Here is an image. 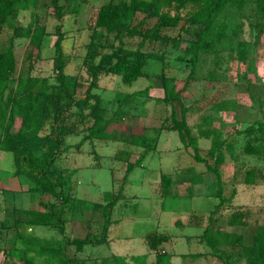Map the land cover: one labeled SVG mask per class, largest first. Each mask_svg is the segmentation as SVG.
<instances>
[{
  "label": "rangeland",
  "instance_id": "1",
  "mask_svg": "<svg viewBox=\"0 0 264 264\" xmlns=\"http://www.w3.org/2000/svg\"><path fill=\"white\" fill-rule=\"evenodd\" d=\"M108 1L60 0L64 12L62 19L58 21L51 0H38L35 7L19 10L10 24L5 25L0 32V50L6 49L10 41L12 42L17 61L13 76L16 77L28 38L14 35V27L26 26L32 21L44 26L46 30L40 58L30 71L33 76L46 77L49 91L54 94L47 102L40 135L55 138L60 129L66 131L61 137L63 149L56 155L53 173L51 171L49 178L56 181L62 172L71 173L70 195L73 199L64 206L62 218L65 217L68 208V217L72 216L77 220L75 226H82L79 233L77 229L76 232L73 229L70 234L72 238L74 234L84 236L85 231L92 235L91 241L85 243L81 251L79 245L77 251L73 247L72 252L64 251V247L61 246V249L54 253L53 242L55 240L60 242L66 231L63 230V233L59 231L60 224L57 227L26 224L24 221L27 220V215L23 211L31 207L43 210L40 200L51 199L55 203L56 199L53 196L41 195L39 192H29L28 189L33 183L25 176L16 175V166L10 152L0 151V264H61L62 259L68 260L65 264H104L110 256H104L106 251L127 258L145 254L148 248L144 240H141L142 236L150 232L163 231L164 228L168 233L177 234L179 230L174 223L177 219L182 221L187 219L188 209L206 211L213 207L219 200L215 194L219 182L215 181V175L211 171H208V174L213 177L208 176L206 183L203 181L200 186L191 185L190 188L183 179L187 172L180 170L177 174H172L173 167L194 165L198 170L203 166L192 161L190 154L185 153L177 131H162L156 150L144 159L143 166L135 168L128 187L125 191L122 189L119 195V188L123 184L124 160L127 157L136 158L138 152H133V147L124 142L96 141L94 138L86 137L91 128L103 121L99 122L91 115L89 108L91 104L103 110L104 119L115 114L114 117L120 124L128 126L137 124L135 126L138 129L142 127L141 124H158L165 128L169 123L172 107L168 97L171 87L180 92L184 103L189 107L186 117L192 128L196 124H201L204 117L212 116L214 134L222 142L220 151L223 156L226 153L234 160V163L228 160L230 167L234 169H224V181L227 195L231 193L232 186L237 189L231 205L242 204L245 216V225L236 227L235 231L242 234L243 243L248 245L252 243L257 229L260 227L264 229V138L238 133L255 120H264V18L256 11L258 0H237L222 10L216 17L214 28L201 38L198 63L192 73L191 54L185 50L186 41L197 40L201 34L198 33V25L186 20V12L191 9L188 7L180 11L183 18L180 25L185 21L184 30H180V25L166 28L162 32L166 40L149 38L145 41L141 50L149 56L142 76L131 84H126L122 82L120 75L101 72L95 87L91 88L87 95L91 75L86 55L93 32L92 20L98 7ZM142 18L143 14L138 13L134 24ZM154 22V18L146 19L139 30L142 32L150 28ZM58 23H61V31L64 34L63 72L68 83L66 94L64 92L60 95L57 93L61 87L57 69L59 64L54 48V41L57 38L55 26ZM176 36L182 40L179 48L172 46V38ZM141 38V35L124 36L120 42L115 34L104 32L103 37L97 40L100 43L97 58L120 43L127 49H135ZM241 54L246 56L244 60L239 59ZM15 86L16 82H12L10 89ZM146 86H149L147 95L130 96L118 109L119 94L134 93ZM85 98L88 105L82 109L79 103ZM219 106L224 108L220 110ZM174 108L179 109L178 103H174ZM19 124L18 120L11 131H16ZM153 127L156 125L149 126L148 129L151 130ZM247 143L259 147L261 152L255 155L246 154L244 146ZM176 145L182 147L180 151L172 150L162 154L164 147L173 148ZM199 154L204 156L209 164L214 163L213 157L208 153V147L199 150ZM113 158L116 161H113ZM159 166L161 170H168L163 174V186L158 182ZM76 169L78 170L75 171ZM251 169L255 171V179L253 183L248 184L245 182V176ZM11 177L18 180L21 186L24 185L27 191L24 197L22 193L20 195L17 193L21 191L7 190L9 187L7 181ZM177 178L184 182L180 183L179 187L171 186V182L175 183L174 180ZM187 188L192 191L191 195H178L187 193ZM122 192L123 200L121 204L118 202L114 210V215L118 216L120 221L113 222L107 234V230L102 231L106 220L104 213L108 211L107 216L110 217L109 209L105 206L117 195L120 200ZM16 210L19 211L18 214ZM55 211L60 217L61 211L58 208ZM218 211L219 209L214 210ZM235 211H225L220 216L221 223L215 220L213 225L212 218L208 222V212L203 213L201 221L214 231L215 228L224 226L229 214ZM191 229L186 227L184 232L189 234ZM36 233L42 235V239L35 242L39 245L36 246L30 241L33 244L30 245L32 248L29 251L25 250L22 246L25 244L24 236L30 237ZM108 236L111 241L106 247ZM220 248L234 255L237 264H246L247 259L238 248L231 245H223ZM150 257L152 253L149 254L148 258ZM200 260L189 259L186 264H223L217 257Z\"/></svg>",
  "mask_w": 264,
  "mask_h": 264
},
{
  "label": "trees",
  "instance_id": "2",
  "mask_svg": "<svg viewBox=\"0 0 264 264\" xmlns=\"http://www.w3.org/2000/svg\"><path fill=\"white\" fill-rule=\"evenodd\" d=\"M60 0H51L54 8L55 18L60 21L63 16L64 7L59 3ZM68 1V0H64ZM86 1V0H84ZM237 2V0H109L101 4L92 20L93 32L88 46L86 55V62L88 71L91 75V82L87 87V95L90 89L95 87L99 78V73L105 72L109 74L120 75L122 82L131 84L144 74V66L146 65L149 54L143 52L145 41L149 38L166 40V36L162 34L166 28H175L180 25L182 16L180 11L182 9L191 8L188 10L186 20L199 27L201 35L197 40L186 41L185 50L191 54L192 70L194 71L201 50V38L207 32H210L215 26L216 17L228 5ZM38 0H0V32L5 25L16 17L19 10H27L35 7ZM173 11V12H171ZM256 11L264 18V0H258L256 4ZM138 13L143 14V18L134 24L135 17ZM154 18L155 22L150 28L140 31L139 28L145 23L146 19ZM185 23V21H184ZM184 23L180 25V30H184ZM224 26V24L222 25ZM14 35L28 38V44L24 51L22 64L16 77L14 73L17 66L15 53L13 51L12 42L3 50H0V151L10 152L13 156L14 164L16 166L15 173L17 176H25L32 183L28 189L31 193H41V195H48L54 197L57 202L51 199L40 200L43 210L35 208H28L23 211L27 215V220L24 222L29 225H44V226H58L61 233H63V214L64 206L72 202L70 195V172L61 173L56 181L49 178L51 174L56 155L61 148V137L66 131L59 130L58 136L55 138H45L40 135V128L42 126L43 114L46 109L47 102L54 96L53 92L49 91V82L46 77L33 76L30 71L35 62L40 58V50L42 48L43 38L46 34L44 26L35 24L32 21L26 26L14 27ZM115 34L120 40L124 36L141 35V41L135 49H127L123 45L112 46L109 52H104L97 58L100 40L103 33ZM222 32V31H221ZM55 33L57 35L54 41L55 54L58 60V72L60 80V89L57 92L59 95L66 94L68 90V83L65 81V73L63 72V49L62 41L64 34L61 31V23L55 26ZM180 37L172 38V46L179 48ZM246 56L241 54L239 59L244 60ZM165 81V80H164ZM12 82H16V86L10 89ZM149 86L138 90L132 94L121 93L118 96V109L123 103L133 95L144 96L147 95ZM169 100L172 104L170 112V120L165 128L178 132L181 142L190 146L194 153L193 156L197 161L204 162L207 169L215 174L219 186L217 189V197L219 202L215 209L218 210L229 198L223 196L221 176L218 170L219 165L223 161V154L220 151L222 142L218 140L216 135L212 136L211 146L208 153L214 159L213 164H209L207 159L200 156L197 146V138L192 133L191 128L187 123L186 114L189 107L184 103L179 91H175L173 87L169 89ZM178 103L179 109L174 108V103ZM87 98L79 103L80 107L84 109L88 104ZM90 113L97 121L103 120L102 123L97 124L91 128L86 135L87 138H100L104 140H120L125 143L135 145H142L143 143V129H138L136 126H128L120 124V122L111 116L107 119L103 118V110L95 104L89 105ZM224 108L219 106V109ZM116 113V112H115ZM19 120V127L16 131H11L12 126ZM212 124V116L204 117L201 125L210 126ZM209 128H201L202 135L210 136ZM238 133H243L247 136H260L264 138V120H255L251 125L244 130H239ZM67 147V146H66ZM150 149V144L144 146L143 151L137 155L136 158H128L126 162L125 174L123 181H125L129 172L135 167L141 165L147 152ZM246 154L255 155L261 152L260 148L247 143L244 146ZM125 153V152H124ZM123 153V156H124ZM53 173V171H52ZM255 179V171L248 170L245 176V182L250 184ZM123 189V184L119 188L118 195ZM113 201L110 200L105 208L109 209ZM59 205V206H58ZM61 211L59 217L55 209ZM17 214L19 213L18 210ZM15 211V212H16ZM107 218V214H106ZM23 223V221H22ZM106 221L103 225L102 231L107 230ZM230 226L245 225V217L242 211L236 210L231 213L228 218ZM91 233L86 236L74 237L69 241L73 244H85L91 241ZM168 241V235L149 233L145 237V244L150 251L155 254L153 262L147 261V255H132L129 258L112 255L107 258L104 264H171L170 254L161 248L164 242ZM201 241L211 250L212 254L219 258L223 264H237L234 255L225 252L220 247L223 245H231L238 248L240 252L246 257V264H264V229L258 228L253 235L251 244H244L242 234L235 231H227L224 227L215 228L211 231L208 227L204 230ZM55 253V251H54ZM68 263L67 259H62L61 264Z\"/></svg>",
  "mask_w": 264,
  "mask_h": 264
},
{
  "label": "crops",
  "instance_id": "3",
  "mask_svg": "<svg viewBox=\"0 0 264 264\" xmlns=\"http://www.w3.org/2000/svg\"><path fill=\"white\" fill-rule=\"evenodd\" d=\"M128 93H133V92H128ZM135 125H137V124H135ZM154 125H156V127H153L151 130L148 129L149 126L152 127ZM188 125L191 128L192 133L197 138V146H198V149L201 151L202 149L204 150L205 147H208V150H209V148L211 146V142H212V136L214 135V132H215L214 128L212 127L213 124L211 126H209V129L211 130L209 137L208 136H205L204 134L202 135V132H201V128H204V129L206 128L207 129L208 126L201 125V124H196L192 128V126L190 124H188ZM141 126H142L141 128L144 130L143 131V143H142V145H135V144H131V143H129V144L133 147L132 148L133 152L135 151V152H138V154H140L143 151L144 146L147 143H149L150 144V149H149V151L147 152V154L145 156V158H146L152 151L156 150V148L158 146V140H159V138L161 136L162 131L163 130H169V129L164 128L163 126L158 125V124H149V125L148 124H141ZM168 138L169 137L167 136V140H168ZM203 139L206 140V141L203 142L202 141ZM94 140L98 141V140H104V139L94 138ZM113 141L114 142H120V143L123 142V141H120V140H113ZM204 145H206V146H204ZM182 147L185 149V151H186L185 153L186 154L187 153L190 154V156L192 158V161H194L196 163H200L201 165L203 164V166H201L200 169L198 168V170L196 169L197 166L195 168L194 165L181 166V167H178V168H174L173 167L172 174H177V172L180 171V170H183V172L184 171L187 172L186 173V177L184 176L183 179H185V181H187V183L189 184L188 185L189 188L191 187V185H192V187L195 186V185L196 186H200L203 183V181H204V183H206V178L208 176H211L210 174H208V171L209 170L207 169L206 164L204 162H200V161H197L196 159H194V156H193L194 151H193V149L190 146L188 147V146H186V145H184L182 143ZM182 147H180L179 145H176L173 148L172 147H170V148L164 147L162 149V151H163L162 154H166V152L169 153L172 150L180 151ZM118 148H119V146L117 147V149ZM202 157H204V156H202ZM144 159H143L141 165H139V166H143ZM112 160L113 161H116L114 158ZM119 160H121V159H119ZM228 160H230L231 162L233 161V163H234V160L232 159V157L229 156L228 154L226 155V153H225L224 156H223V161H222V163L218 167V170H219V173H220V176H221V182H220V184L222 186L223 196L226 197V198H229L228 201H226V203H224L222 206L219 207V211L218 212H214V210H216L215 207L218 204L219 200L214 203V205H213V207L211 209H208L206 211H202L201 209H192V208L191 209H188L186 211L187 219H185L184 221H182L180 219H177L176 222L174 223V226L178 227V230H179V233H177V234H175V233H168V232H166L165 228L163 229V231L150 232V233H158V234H166V235H168V241L164 242L162 244L161 248L170 254V262H171V264H186L189 259H192V260L197 259L199 261V259L202 260V259H205L206 257H208L209 260L211 258H216L212 254L211 250L204 243H202V241H201V236H202L204 230L207 228V224H204L201 221L202 218L204 217L203 216L204 215L203 213L208 212L207 213V220L209 222L210 218H212V221L211 222L214 225L215 224V222H214L215 220L220 221V223H221L222 218L220 216L222 214H224L225 211H228V210H231V211L232 210H240V211L243 212V207L241 206L242 204H240L238 206H232L231 205V201H232L233 197L237 194V189L235 190L234 187L232 186L231 193L229 195H227V186H226V182L224 181V169H228V170L230 168L231 169H234V168L230 167V165L228 163ZM139 166H137V167H139ZM122 168H123V170L126 168V162H124V166ZM135 168L132 169L129 172V174L127 175L125 181H123V185H124L123 191H125V188L128 187L129 180L131 178L130 176L135 171ZM158 168L160 169V166ZM77 170L78 169H76L75 171H77ZM167 172H168V170H165L164 171V170H161V169H160V172H158L160 174V177L158 179L159 180L158 182L162 186H163V182H162L163 174L164 173H167ZM124 174H125V170H124ZM124 174H123L122 177H124ZM212 174H214V173H212ZM165 175H168V174H165ZM211 177H213V176H211ZM203 178H204V180H203ZM215 178H216V176H215ZM178 179L179 178H177L176 180H174V182L177 185H175V183H173V182H171L170 185L171 186H176V187L178 186L179 187L180 186V183H183L184 180H182V179L181 180H178ZM212 179H214V178H212ZM122 180H123V178H122ZM215 181H218L217 178L215 179ZM7 184L9 185V187L7 188V190H9L10 192H15L16 190H18V191H21V192H17V193L19 195L22 193V197H24L26 195V194H24V193H27V191L23 187L24 185L21 186L19 184L18 180H16L14 177L9 178V180L7 181ZM218 186H219V184H218ZM189 188H187L188 191L186 190L187 193L178 194V192H177L176 195L177 194L179 196H181V195H185V196L186 195L187 196L188 195H191L192 194V191L190 192ZM217 189H218V187H217ZM217 189L215 191V194L217 193ZM13 195H15V198H17L15 193ZM123 197H124V192H122V197L120 196V198H121L120 200L118 198V195L116 196V198H113V200H111V201H113V203H112V206L109 208V215H110V217L107 216V218H106V214L108 213V211L104 213L106 220L104 221L103 225L105 224L106 221L108 222L107 223L108 224L107 225V234H108V232H110V229H111V226H112L113 222H119L120 221V218H118V216L114 215V210L116 209V207L118 205V202H120V204H121V202L123 200L122 199ZM67 210H68V208L66 209L65 217L63 218L64 219L63 229L66 231V233L64 235V238H62L61 240H59L60 242H58L56 240L53 242L54 244L52 246H54V248H53L54 251H59L61 249V246L64 247V251H66V252H69V251L72 252L73 247H75V250L76 251L78 249L77 248L78 247V244H73V243H71L69 241L70 239H72V237L70 236V234H72L71 232H73V229H74V232H76V229H77L78 230L77 233H79L80 232V227H82V226H80V227H79V225H76L75 226V222L77 220H74V218L72 216H69L68 217L69 212H67ZM229 216H230V214H229ZM80 221L82 222V220H80ZM86 224H88V220H86ZM242 226H230L228 224V218H227V220L225 222V225L224 226H221V227H224V229H226L227 231H235V228L236 227H242ZM76 227H78V228H76ZM186 227L192 228L191 229V233L187 234V233L184 232V229ZM28 230H30V228H28ZM85 232L86 233H85L84 236H86V234L89 233L88 231H85ZM235 232L239 233L238 231H235ZM148 234H145V235L147 236ZM37 235H39V236H37ZM84 236H80L78 234H74V237H80V238H82ZM146 236H144V237L142 236L141 237V240H145V237ZM41 237H42V235H40L39 233L38 234L36 233L34 235H30V237L29 236H24L23 243H25V244H23L22 246L25 247V250H28L29 251V249L32 248L30 245H32V246H33V244L36 245V246L39 245V244H37L35 242H38V240H41L42 239ZM30 241L33 244H31ZM110 241L111 240H110V238L108 236V242L106 244V247H107V245H109ZM27 242H30V244H27ZM84 245L85 244L79 245L80 246V248H79L80 251L83 249L82 246H84ZM147 251L148 252L145 253L147 255V261L149 263H151L155 259V254H154L153 251H150L149 249ZM150 253H152V257L148 258ZM108 255H110L109 257H111L114 254L107 253V251H106V253L104 254V256L107 257ZM115 255H117V254H115ZM214 261H216V260H214ZM216 263H217V261H216Z\"/></svg>",
  "mask_w": 264,
  "mask_h": 264
}]
</instances>
